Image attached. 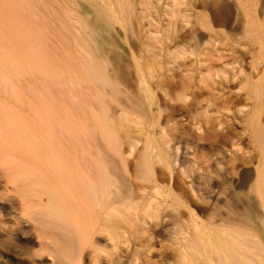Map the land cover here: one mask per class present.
<instances>
[{
	"label": "bare ground",
	"instance_id": "1",
	"mask_svg": "<svg viewBox=\"0 0 264 264\" xmlns=\"http://www.w3.org/2000/svg\"><path fill=\"white\" fill-rule=\"evenodd\" d=\"M28 2L68 74L59 83L58 74L43 83L34 76L32 93L47 99L54 126L46 137L18 140L15 97L0 89V159L14 167L12 179L3 176L38 252L52 264H264V244L252 234L257 205L264 206V167H248L244 183L233 185L246 187L249 201L229 209L228 197L240 193L232 195L220 169L228 162L236 174L258 151L264 156L259 107L244 109L250 99L261 104L264 92V26L254 13L241 9L238 34L255 49L248 73V52L236 45L242 38L214 29L205 12L199 27L195 0ZM163 19L162 29L145 28ZM136 30L170 55L137 53L130 43ZM243 111L250 150L238 129ZM165 236L171 250L158 246Z\"/></svg>",
	"mask_w": 264,
	"mask_h": 264
},
{
	"label": "rangeland",
	"instance_id": "2",
	"mask_svg": "<svg viewBox=\"0 0 264 264\" xmlns=\"http://www.w3.org/2000/svg\"><path fill=\"white\" fill-rule=\"evenodd\" d=\"M151 1H153L154 5H156V3L158 5V2H156L157 0ZM195 1L198 3L193 7L194 16L192 19L196 24H199H197L199 27H202V23L205 21V18H201L199 14H201L200 12H205L209 15V19L207 18L206 20L211 23L214 29H225L232 35L234 34L233 36H238L237 39L242 38V40H236L237 44H235L237 47L239 46L249 53L244 55L245 57L243 56V70L249 73L252 68L251 62L253 59V55H251L249 50L251 49V51H255V49L254 46L250 44L252 42H250L251 39L249 37L247 38L244 34L238 35L240 31L242 33L243 26L241 25L244 23L241 9L245 7L246 10H251L257 18L256 22H260V24L264 26V0H206L209 3V7L207 8L201 6L198 0ZM236 5L238 7L240 5V10ZM152 12L155 13V9H150L151 14ZM166 22L163 19L161 20L159 27L146 25L145 28L156 31L157 29H162L161 24H165ZM43 32L44 27L39 29L34 25L28 0H0V89L9 92L11 95L13 94L15 97L12 118L14 117L15 126L19 132L18 140L46 137L49 134V128L50 130H54L52 120L50 119V121H48L47 99L42 103L41 100L32 93V90L34 89L33 86L35 85L34 76H40L43 83L47 78L49 79L50 76L54 77L58 74L60 77L61 75L60 79L55 78L54 82L57 83L58 80L63 81V76L68 75L65 72L63 62L60 59H57V57L52 56L48 51V46L42 36ZM206 32L208 31L206 30ZM159 37L161 39L162 35ZM129 38L130 37H128V40H130ZM189 39L191 38L189 37ZM144 42L149 43L150 46L143 45ZM130 43L133 44L137 53H143L146 49L147 52L149 48H152L160 55H170L159 48L161 46L160 43L153 40L147 31L138 33L136 30V33L131 35ZM122 45L121 46L124 48L127 44L123 41ZM255 46L258 49L260 48L259 46L257 47V45ZM227 50L228 49L225 51ZM147 53L151 54L153 53V50L152 52L148 51ZM107 55L111 58H114L115 56L113 52H110ZM263 68L264 67L262 66L261 70H263ZM48 75L49 77H47ZM256 76L253 77V80L258 78H255ZM39 90L40 96L48 97L44 92L43 87ZM262 97L263 101H261V104L260 102L250 103V101L252 102L250 99L247 101L250 105H247L244 109H250L253 111L258 106L260 110V119L264 121V92ZM38 114L41 115V118H39ZM238 115L241 120V122L238 121L240 125L238 129L243 132L245 139L243 145L246 150H250L249 140L245 133L244 120L246 118V112H240ZM56 130L57 129L55 128V131ZM253 158L252 164L241 162L236 170L238 171L236 174H231L230 171L233 169L228 162L223 163V166L221 165L222 167L220 166V169L224 168V170L221 171L227 173L226 182H228V187L232 192V195L235 191L240 193L239 197L236 196V194L233 196L230 195L228 197L230 202L226 203L224 209H229V205L231 204H238L240 208H244L249 201L248 198L246 201V197L248 196L247 188L244 186H238L235 188L233 185L239 184V182L241 184V181L244 183V180L247 178V172L249 171L248 167L250 168L254 166L253 168H256L258 165L264 167V156L261 151H258ZM13 168V162L0 159V193H5L6 203L5 212L0 213V264H34V261L42 264H52V256L48 252H44L43 254L38 252L40 249L38 238L28 236V232L34 229L31 222H29V217H20L19 209L15 208L19 205V198H17L13 183H7L6 178L3 176L4 174H8L9 178L12 179ZM252 181L253 179L251 182ZM230 185L234 188L230 187ZM225 200L228 199L225 198ZM257 214V218L252 225V234L264 244V206L261 204L257 205ZM160 240L161 243L158 245L159 247L164 246L167 247L168 250H171L175 245L173 239L168 236L161 237ZM197 240L198 239H195V241ZM170 260H172L170 261V264H174L173 258Z\"/></svg>",
	"mask_w": 264,
	"mask_h": 264
}]
</instances>
